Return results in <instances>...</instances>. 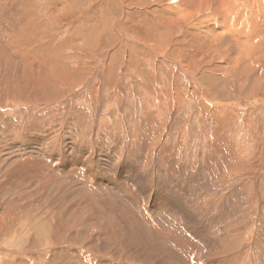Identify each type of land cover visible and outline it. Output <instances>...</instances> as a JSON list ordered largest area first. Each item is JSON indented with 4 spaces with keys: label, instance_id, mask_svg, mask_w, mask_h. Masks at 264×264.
<instances>
[{
    "label": "rangeland",
    "instance_id": "obj_1",
    "mask_svg": "<svg viewBox=\"0 0 264 264\" xmlns=\"http://www.w3.org/2000/svg\"><path fill=\"white\" fill-rule=\"evenodd\" d=\"M27 1L30 9H26L24 13V26L21 24L14 30L12 23L5 29L0 27V100L5 103L0 107V214L4 210V214L6 213L0 225V264H82L84 259L83 264H109L113 261L119 264H158L148 254L142 257L140 251L148 246L145 240H142L145 247L127 249L122 240L116 237L114 240L110 239L109 244H105L102 234L97 240L102 241V248L91 244L97 228L92 227L93 230H90L91 227H87L88 214L93 217L97 215L99 222L102 216L109 219V216H104L106 214L92 208L82 209L81 212L75 209L68 211L66 200L59 199L54 191L45 194L46 196L43 194L45 185L38 183L39 180H30L31 185H28V182H20L15 187H3V184L12 182V175L21 170L27 156L40 157L46 161L49 159L47 164L55 161L57 170L73 163L77 168H103L105 156L109 161L113 160V163L124 164L131 156L127 154L128 148L135 150L133 145L137 129L133 125L135 121L140 120V106L142 103L153 101L156 99L155 95L166 89L173 94L172 98L182 92L184 102L180 104L179 113L176 114V109L175 120H170L167 108L160 105L159 111L165 117L168 129L163 126L154 127L148 138L150 140L146 156L131 158L136 163H139L138 160L146 161L142 164L144 174L140 180H143L141 191H144L145 197L146 194L158 197L157 192L161 188L170 192L165 190L167 187L163 186L164 183L171 185L174 193L173 196H162L163 200L167 196L172 204L166 210L162 209L161 203L158 204L159 199L155 202V209H150L153 218L157 219L161 226L167 229L169 226V233L175 229L173 239L170 243L165 242L166 248L156 245L151 249L155 250L156 254L159 253L158 248L168 250L166 253H169L172 260L166 259V264H188V261L190 264H197L199 261L193 260L194 256L189 251L196 254L212 251L219 261L230 260L236 264L241 259V253L246 252V248L252 244V235L259 225L258 221L264 220V206L259 205V197L264 200V186H261L260 191L263 194L260 193L258 199L251 198L253 204L251 203L250 217L241 222L242 229L237 226L238 234L231 231L232 234L223 233L226 236L217 249L212 248L209 240V230L212 228L209 224L212 220L209 213H204L203 206L201 208L204 198L198 202L184 197V194L190 193L187 188L189 179L197 178L201 167V164L197 163V153L207 148L208 139L213 147L219 144L215 128L211 127L213 118L210 116V106H221L230 115L231 119L224 117L226 140L238 146L233 148L240 151L244 160L243 166L227 178L228 189L238 181L250 182L258 176L264 179V44L248 55L244 50L239 52L230 47L231 44H226V24H222L219 10L213 0H187L188 3L186 0H67L63 5L64 9L60 8L59 0ZM21 2L26 0H0V20H17ZM203 4H210L209 10H203ZM230 4L236 6L239 13L247 16L253 13L251 9H257L255 0H230ZM0 25L3 23L0 22ZM177 64H181L179 68ZM103 74L105 77L101 81L99 78ZM79 84L87 89L90 95L99 84L101 94L93 101L83 100L81 94L76 92ZM120 84L131 86L132 94L135 92L127 102L122 89H116ZM201 92L213 101L212 105L205 103L203 106L202 112L208 117L207 121L196 111V98H199ZM194 95L195 97H192ZM174 107L178 108V104ZM141 125L144 130L145 127H150ZM120 133L123 137L122 145L119 143ZM178 137L184 141V148H178L175 158L179 163L186 161L187 165H191V172L188 168L186 170L189 173L183 172L187 173L188 177L184 176L180 186H176V179L171 178L167 171L163 172L165 175L160 179H147L152 172L159 171L158 161L165 148L175 144ZM31 138L32 142L27 143ZM35 139L37 140L34 143ZM41 141L43 144L39 146ZM221 142L226 143L225 147H228V142ZM19 143L25 146L28 144V149L22 145V149H18L16 145ZM116 144L120 147L115 146ZM81 148L86 154L81 155L79 159L82 161L78 162L74 156H77ZM107 150H110V153ZM116 150L117 153L114 152ZM112 153L120 159L116 160ZM133 156H137L136 153ZM97 157L98 161L95 160ZM202 158L204 159L203 156ZM205 159L207 160L206 157ZM207 164L212 168L214 162L209 159ZM161 166L172 167L171 163ZM105 171L110 177L113 176V169ZM202 172H205L204 176L209 174L206 179L216 181L214 170L205 169ZM191 173L195 174L190 175ZM72 174L74 178L71 180H58L57 177V184L60 185L59 181L68 182L71 186L70 193L75 194L84 184L81 177ZM134 175V172H130L129 178L139 182L137 177L134 179ZM204 176L199 178L208 182ZM110 177L102 179V184L99 182L101 186L94 180L91 182L95 183L85 181L86 188L95 184L98 189L107 188L108 190H104V193H107L114 188L109 185L112 182ZM33 185L40 188V193L33 190ZM161 192L163 193L162 190ZM223 193L222 191L213 196H222ZM128 194H121V199L125 197L123 202L126 200L130 205V209H127L134 216L129 218H134L135 224L139 219L149 227L148 223L144 222L142 207L136 202L140 200L133 198V194L126 197ZM130 196L133 197L129 200ZM176 200L179 204L177 206L173 204ZM114 202L116 206L118 203ZM117 206L112 217L118 219L117 215L121 212L119 216L123 220V212L126 210ZM123 207L126 209V204H123ZM181 209L191 213L187 220L196 223L194 229L190 226L191 223L186 225V220L180 222L181 217L176 213ZM124 225L119 229V233L125 231L122 234L127 235L128 228L125 223ZM176 237L182 238L189 250L174 244ZM152 240L156 241V235ZM75 253L79 255L76 256ZM245 258L246 264H249L251 256ZM103 261L105 262L102 263Z\"/></svg>",
    "mask_w": 264,
    "mask_h": 264
},
{
    "label": "bare ground",
    "instance_id": "obj_2",
    "mask_svg": "<svg viewBox=\"0 0 264 264\" xmlns=\"http://www.w3.org/2000/svg\"><path fill=\"white\" fill-rule=\"evenodd\" d=\"M186 1H184V2H186ZM200 1L202 2L203 0H200ZM188 2L189 1H187V3ZM213 2L215 3V6L219 10V14L218 15H219V18L221 19L222 24L223 23L226 24L225 25L226 27H224V31L226 30V33L231 38V39H228L229 37L228 36H227L228 38L226 37V39H227L226 44H231L232 46L230 45V47H232L233 49H237L239 52L241 50H244L247 53V55L249 53L251 54V52L257 51L258 47L261 46L262 44H264V0H255V6H257V9L256 8L255 9H251L253 11V13L250 16H247L245 14L242 15L241 12L239 13V10H237L238 8L236 6L230 4V0H213ZM59 3H60V8L64 9L63 5L65 3H67V0H59ZM181 3H182V1H181ZM194 5H195V2H194ZM203 5H205V4H203ZM18 7H19L18 8L19 15L17 17V20H15V18H11V19H14V21H12V22L11 21L8 22V21H3V20L1 21L0 20V22L3 23V25H0V27H3L5 29V27L9 26L12 23L13 30H14V29H17L21 24L23 25L24 13L26 12V9H28V8L30 9V5H28V1L26 0V2H21ZM196 7H194V8H196ZM209 8H210V4L209 5L207 4L202 9L203 10H209ZM214 11H215V9H214ZM1 14H2V12H1ZM1 14H0V16H1ZM15 14H17V12ZM216 15L217 14H215L214 16L216 17ZM2 17H4V15H2ZM5 18H4V20L7 19V18L6 19ZM213 26H215V25H213ZM9 28H8V30H10ZM220 36H222V35H220ZM243 46L244 47L247 46V48H243ZM244 51H243V53H244ZM177 65H178V68H179L181 64H177ZM104 75L105 74H103L99 78L101 81H102L103 77H105ZM128 78H127L128 81H129V79L132 80L131 78H129V79ZM139 83H141V82H139ZM98 85L99 84H97L95 90L92 92L91 95L88 93L87 89H85V88H83L81 86V84H79L78 87L76 88V92L81 94V98H83V100H87L88 102H90V101H93L94 99L98 98V96L101 94V88ZM135 88H133V89H135ZM193 88H194V85H193ZM116 89H120V90L122 89L121 92L123 93V96L125 98V102L129 101L135 94V92H134V94H132L133 91H131V86H127L126 87V85L122 86V84H120V86L118 88H116ZM114 93H116V92H114ZM181 93H182L181 91H180V93L178 92V94L174 95L176 97L172 98L173 94H170V91H168L167 89L166 90H161L160 94L158 93L157 95H155L156 99H154L153 101L142 103V105L140 106L141 109L139 111L140 120L135 121V123L133 125L137 129L135 145H133L135 150H131L132 147H129V148L127 147L128 148V153L127 154H131V156L126 159L124 164L121 165V164H118V163H113V160L111 162L105 156V158H104L105 164L102 163V165L104 166L103 168H98V169H95V170L86 169V168L84 169L83 167L82 168H77V166L73 165L74 164L73 163L72 164L73 166L71 164H68L67 166H65V168H62V169L59 168L60 170H57L56 167H55V164H54L55 161L54 162L52 161V163L47 164L49 159H48V161H46L45 159H42L40 157L27 156L25 158L23 164L21 163L22 164L21 170L20 171H16L13 175L11 174L12 177H13L12 178V182L10 180L9 182H11V183L3 184V187H15V186L19 185L20 182L21 183L28 182V185H31V183H29L30 180H39L40 182H38V183H41V184L45 185V187L42 189V191L44 190L45 193H43V192L42 193L45 195V194H48L49 192L54 191L53 193L55 195H57L59 199H61V200L65 199L66 200L65 202L68 203V206H67V208L69 209L68 211H70L71 209L72 210L75 209V210L81 212L82 209H86V208L91 209L92 208V209H95L97 212H101V213L106 214L104 216H109V219L103 218V216H102L101 219H100V222H99V219H98L97 215L95 217H93V216H90V214H88L89 217L87 219H89V223H87V227L90 226L91 227L90 230H93L92 227H96L97 228L96 229L97 231H95V233L93 235L94 240L92 239L93 241L91 243V244L96 245L97 248L102 243L101 240L97 241L98 239H100L99 236L102 235V234L104 235L102 240H103V242L105 244H109V240L110 239L114 240L115 237H116L117 239L122 240L123 246H126L127 249H129L131 247H145L144 242L142 241V240H145V243L147 242L148 246L146 248H144L145 249V253H144V249L140 251V253L142 254V257H144V254H148V256L152 260H155L158 264H166L165 263L166 259L168 260L170 258V260H172L171 257H169L170 255H168L169 253L168 254L166 253V251H168V250L165 251L163 248H158L157 251H159V253L156 254L155 250H153L151 248L155 247L156 245H161L164 248H166L165 247V242H169V243L171 242V240L173 239V235L172 234L174 233L175 229L171 228L172 231H171V233H169L170 232V231L168 232L169 226H168V229L165 226H161V224H159L157 219L153 218V215H152L153 213L152 214L150 213V212H152V210L150 211V209L151 208L155 209V207H156L155 202H156L157 199H159L160 202L158 204L161 203L162 206H163L162 209L165 208V210H166V208H168V207H170L172 205L171 203H169V201L167 199V196H170V195L173 196L174 193L172 192L171 185H169L170 186L169 187L166 183H164L163 186L167 187V188H165V190H169L170 192H168V191L165 192L161 188L157 192L158 197H155L154 194L153 195H149V196L146 194L147 197H145V195H143L144 191H141V190H143L142 189L143 180L142 181H140V180L142 178V175L144 174L143 170H142V164H144L146 161L145 162L144 161L141 162L140 160H138L139 163H136L134 161V159L139 157V156H142V155L146 156V152L149 149L148 140H150V139H148V138H149V135H151V132H152L151 130L154 127H162L163 126L164 128L168 129L169 125L167 124V121H166L165 117L162 116L161 112L159 111V106L160 105H162L163 107L167 108V112H168V115L170 116V120H175V118H174L175 110L177 109V113L176 114H178L179 113L178 111L181 109V105L184 102V98H182L183 96H182ZM192 97H195V95L192 96ZM174 102H177L178 108L174 107V105L177 106V104H174ZM211 102H213V101L210 100L209 98H207V96L205 95L204 92H201L199 98H196V111L199 114L203 115L202 118H203L204 121H207L206 118H208V117L205 115V112L204 113L202 112L203 108H204L203 106H204L205 103L212 105ZM2 105H5V103L3 104V101L0 100V107ZM122 107H123V105H122ZM124 108H126V107H124ZM210 109H211L210 116L213 118V122H212V126L211 127L215 128L214 131L216 133L215 135L219 138V144H217L216 146L213 147L211 145L210 140L208 139L207 140V142H208L207 143V148H205V150L200 151L199 153H197V157H196L197 158V163L199 162L201 164V167L199 166L200 169H199V172L197 173L198 174V176H196L197 178H194L195 177L194 176L193 180H191L192 178L189 179L190 183L187 184V188L189 189L190 193H185L184 192L185 193L184 197L191 198L192 200H195V201H198V202L202 201L203 198H204V202L201 205V208L203 206V208H204L203 211H205L204 213H206V214L209 213L211 215V220H212L210 222L211 224H209V226L212 227L209 230L210 231L209 240H210V243H212V248H216L217 249V247L221 245L220 244L221 240L226 236L223 233L226 234V232L230 233V231H231V232H235V234H236L238 232L237 226H240V230L242 229L241 222L245 221V219L250 217V210L252 209L251 208V203H252L251 202V198L252 199H254V198L258 199V197L260 196V193H261V191H260L261 186L262 185L264 186V179L261 176H258L256 178L250 180V182H246L244 180L243 181H238V182H236L235 185H233L230 188V190L228 189L229 185L226 186L227 185V178L230 177L231 173L235 172L236 170H239V168H241V166H243L244 160H242V156H241L242 154L240 153V151L238 152V149L233 148V147H238V146L230 144L226 140V132H227V130H226V125H224V117H225V119L226 118L231 119L230 115L226 111H224V109L221 106H218V105L210 106ZM50 111H51V109L49 110V113H51ZM34 115L36 116V114H34ZM3 119H4V117H3ZM141 124H144L145 126H150V127H148V128L145 127V130H144L142 128ZM34 126H35V124H34ZM110 129L111 130H115L114 128H110ZM109 130H108V132H109ZM37 139L34 140V143L36 142ZM119 140H120L119 141L120 145H122V143H123L122 134H121V137H119ZM221 140H224V141L228 142V147H225L226 143L225 144L222 143ZM30 141L32 142V138L27 143H29ZM175 141H176L175 144L165 148L166 150H164L163 155L159 159V161H158V164H159V167H160L159 171H156L155 173L152 172L151 175H148L149 177H147V179H152V177L160 179V178H162L163 175H165V173H163V172L167 171L171 178H175L176 179V186L182 185V180H183L184 176H187L186 175L187 173L183 174V172H188L189 173V171L191 169V165H187L186 161H183L182 163H179V161L176 160L175 155H176V153L178 151V148H182L183 147L184 141L180 137H178ZM24 143L26 144V141ZM42 144L43 143L41 141L39 143V146L40 145L42 146ZM132 144H134V142ZM3 145H4V143H3ZM21 145H22L23 148H26L28 146V144H27V146H25L23 143H21ZM21 145L19 143L16 146L18 147V149H22ZM120 145L116 144L115 146H117V147L119 146L120 147ZM115 148L116 147H114V149ZM27 149H28V147H27ZM107 151H109V153H110V150H107ZM117 151L118 150H116L114 152L117 153ZM215 152H216V154H215ZM118 153H120V152H118ZM134 153H136L137 156H133ZM201 153H203V154H201ZM34 154L36 155V153H33V155ZM85 154H86V151L82 150V148H81V149L78 150L77 156H74V157H77V161L81 162L82 159H79V157L81 155H85ZM114 154L112 153V155H114ZM114 156H112V157H114ZM202 156L204 157V159L202 158ZM108 157H110V156H108ZM147 157H149V156H147ZM205 157L207 158V160L205 159ZM131 158H134V159H131ZM97 159H98V157L95 160H97ZM118 159H120L119 156H118ZM118 159L116 157V160H118ZM209 159L214 162V165H213L212 168L209 167L208 164H207V161ZM204 160L206 162H204ZM169 163H171V165H172L171 168H169V167L168 168H162V166H161L162 164H166L167 165ZM97 164L98 163H96V165ZM100 164H101V161H100ZM209 164L212 165L211 162ZM16 166H18V165H16ZM98 166H100V165H98ZM224 166H226L228 168H224ZM165 167H167V166H165ZM180 168L183 169V170L182 171H177V169H180ZM187 168L189 169V171L186 170ZM105 169H107V170L113 169V171H112L113 176L110 177L109 173H106ZM194 169H196V167ZM205 169L206 170H214L215 171L216 181H214V180L210 181L209 179L205 178L206 176L209 175V174L206 173L207 175L204 176V173L207 172V171H205V172H202V171L205 170ZM10 171H11V169H10ZM130 172H134L135 173L134 179L137 177L139 182H136L135 180H131L129 178V173ZM193 172H195V170ZM72 173L77 174L79 177H81V180H82V182L84 184V187H79V189L77 190V192L75 194L70 193V187L71 186H69L68 182L62 183V181H59L60 185L57 184L58 180H65L66 178L70 179V180L73 179L74 177H73ZM194 174L191 173L190 175H194ZM38 175L40 177L42 176V178H40ZM84 175H87V176L85 177ZM107 176H108V178L110 177V179L112 180V182L109 185L111 187L114 186L113 190H110L107 193H104L105 192L104 190H108V189L107 188L98 189L95 186V184H94V186H89L88 189L86 188L85 181L86 182L87 181L91 182V181L94 180L95 182L99 183V182L102 181V179H105ZM202 176H204L203 178L208 180L209 183L206 182L203 179H200ZM57 177L59 178L58 180H57ZM196 179H198V182L196 181ZM24 180H25V182H24ZM74 181H73V183H74ZM79 182H80V180H79ZM82 182H80V183H82ZM89 182H87V183H89ZM95 182H91V183H95ZM147 182H148V180H147ZM91 183H90V185H91ZM101 184H102V182H101ZM98 185L101 186L100 183ZM102 186L104 187L105 185L103 184ZM160 186H161V184H160ZM32 188H33V190L35 192H39L40 193V191H41L40 188L34 187V185L32 186ZM3 189H5V188H3ZM144 189H145V186H144ZM67 190H68V192H67ZM161 190L163 191V193L161 192ZM180 190H178V191H180ZM182 191H184V190H182ZM222 191L224 192L222 196H218V197H214L213 196L214 194H219ZM227 191H228V193H227ZM174 192H175V190H174ZM126 193L135 195L134 197L130 196L129 200L131 199V197L137 198V199L140 200V201H136V202H139L140 207H142L141 208L142 216L145 217V221L144 222H147L149 227L146 226L147 224L146 225L143 224L139 219H137V222L135 224L134 222L136 220H134V218L133 219L129 218V216H134L132 213H130V210L127 209V208H129L130 205L127 204L126 200H124L126 203L123 202V199L125 197L123 199H121V197H122L121 194L125 195ZM129 194L126 195V197L129 196ZM163 194L167 195L165 200L162 199ZM261 194H263V193H261ZM63 195H64V197H63ZM142 195L144 196L143 198L141 197ZM181 195H183V192L181 193ZM59 196H61L62 198L59 197ZM138 196H140V197H138ZM51 197H54V196H51ZM205 197H207V198H205ZM43 198H45V197H43ZM113 198L116 199V200H114ZM137 199H135V200H137ZM114 201H116L118 203L117 205H119L120 208H122L121 210H126V211L123 212V220H122V218H120V216H121V212H119L120 210H117L120 213V216H119V213L117 212L118 213V215H117L118 219H114V217H112V214L116 213L115 209L118 208L117 205L116 206L114 205V203H115ZM259 201H260L259 205H263L264 206V200H262V198L259 197ZM54 202H56V201H54ZM218 202H221V203L218 204ZM0 203H1V199H0ZM123 204H126V206H127L126 209L123 207ZM173 204L175 206L179 205L177 203V200H176V203H173ZM3 206H5V205H3ZM13 207H14V204H13ZM158 209H160V208H158ZM162 209H160V210H162ZM0 210H2V209H0ZM182 210L183 209L179 210L176 214L179 217H181V221L180 222H183V221L186 220V225L188 226V224L191 223V222H189L190 220H187V219H189V216H190L191 213L189 211H187V210H184V211H182ZM4 212H5V210H4ZM4 212H2L0 214V223H1L0 225H2V222H3V219H4L3 215L6 214V213L4 214ZM95 214H97V213H95ZM15 217H16V213H15ZM155 218H157V217H155ZM143 220L144 219H142V221ZM191 220L193 221V219H191ZM121 222H123V223H121ZM66 223H67V221H66ZM124 223L127 225V228H128V232L129 233H127V235L122 234L125 231L119 233V229L123 228L125 226ZM258 223H259V225H257V227L254 230V233L252 235V238H253L252 239V244L249 245L246 248L247 249L246 252H242L241 253V255H242L241 259L238 262H236V264H246L245 259L247 257L245 258V256H251L250 260L247 259V260H249V264H264V220H259ZM184 225H185V223H184ZM195 225H196V223H191L190 226L194 229ZM3 227L5 228V226H3ZM178 227H180V226H178ZM234 227H235V229H234ZM161 231H163V232H161ZM193 231H195V230H193ZM193 231H191V233H193ZM218 232H221L222 234H219ZM205 234H207V233L205 232ZM230 234H232V233H230ZM155 235H156V241H153L152 238ZM174 244H176L177 246L181 245L186 250H189V247L186 245V243L183 241L182 238L176 237ZM195 244H197V243H195ZM91 248H93V247H91ZM169 249L171 251V248H169ZM75 250H77V249H75ZM93 250H95V249L93 248ZM189 252H190V254H192V256H194L193 260L197 259L199 261L197 264H235V263H231L232 261L230 262V260L227 261V262L219 261L217 257L215 258V254L212 251L202 252V253H198V254L194 253V251H189ZM96 253H98V252H96ZM76 254L77 253H75V255ZM141 254H140V256H141ZM77 255H79V254H77ZM99 258H100V256H99ZM72 259H74V258H72ZM86 259H87V257H86ZM114 259H116V258H114ZM188 259L189 258H187V260ZM100 260H99V262H101ZM84 261H85V259H84ZM83 262H82V264H83ZM104 262L105 261H103L102 263H104ZM181 262H183V261H181ZM187 263L190 264L189 261ZM109 264H119V263L113 261V262H110ZM167 264H169V263H167Z\"/></svg>",
    "mask_w": 264,
    "mask_h": 264
}]
</instances>
